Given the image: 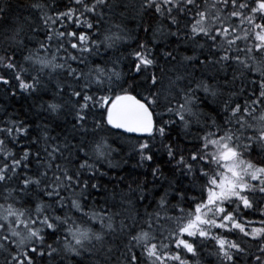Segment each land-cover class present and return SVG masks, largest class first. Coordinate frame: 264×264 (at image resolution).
Returning a JSON list of instances; mask_svg holds the SVG:
<instances>
[{
    "label": "snow or ice",
    "instance_id": "snow-or-ice-1",
    "mask_svg": "<svg viewBox=\"0 0 264 264\" xmlns=\"http://www.w3.org/2000/svg\"><path fill=\"white\" fill-rule=\"evenodd\" d=\"M6 7L0 0L5 21ZM22 7L29 16L2 34L0 85L13 96L17 88L31 94L46 89L45 76H62L47 110L70 111L73 135L52 136L44 125L33 136L24 120L0 121L5 264H40L61 253L60 264L85 254L98 256L91 264H189L186 255L197 256L205 242L219 264H264V0H139L137 29L159 32L152 21L160 17L177 45L161 51L137 42L123 66L107 53L135 37L113 22V0ZM24 25L43 32L34 49L32 37L22 38ZM181 44L193 54L178 59ZM125 144L153 179L128 184L118 202L113 189V203L105 195L101 204L94 193L106 194V186L93 181Z\"/></svg>",
    "mask_w": 264,
    "mask_h": 264
},
{
    "label": "trees",
    "instance_id": "trees-1",
    "mask_svg": "<svg viewBox=\"0 0 264 264\" xmlns=\"http://www.w3.org/2000/svg\"><path fill=\"white\" fill-rule=\"evenodd\" d=\"M31 0H6V11L3 15L7 16V20L0 19V48H3L4 42L2 34L12 29L16 26L17 22H22L25 17L29 16V11L22 7V5H27L30 3ZM51 2V0H50ZM113 3L116 5L114 9V21L116 23L123 22L124 25L129 29L132 30L131 34L135 39H130L126 45H121L118 51L109 50L107 55L112 56L115 58L116 56L122 57V66L127 65L131 62V53L137 47V42H146L149 47H155L156 45L159 46V50L167 51L176 48L177 40L175 37L167 35L169 30L168 21L162 20L160 17L153 18V25L154 27L159 26V32L149 31L147 33L143 32L142 30L137 29V22H138V8H139V0H113ZM123 13V16L120 14ZM35 14L33 13V16ZM25 32L22 34V38L26 39L28 37H32L31 43L28 44L29 48H35L36 42L38 40L44 39L43 32L38 34H34L28 30L27 25H24ZM71 30V29H70ZM175 31L174 28L171 29ZM155 42V43H154ZM188 49L185 51V49ZM104 50L101 49V53ZM183 53L184 55H192L190 45L181 44L177 58H180V54ZM2 54V53H0ZM23 54H27L26 50ZM61 56L64 55L63 52L60 53ZM199 55V53H197ZM201 59L203 57H200ZM17 59L22 61V56L20 53H17ZM161 64H164V60L161 58ZM75 66V64L73 65ZM167 67H171L168 65ZM177 69L182 74L184 72V68L180 65H177ZM197 75L200 74V70H197ZM207 74L209 75H217L215 69H207ZM230 75V73H229ZM224 73L220 72L217 76V79L220 82H223ZM58 79H62V76L59 74H53L52 78L49 80L47 76L44 78V84L46 85V89L42 91H38L35 93H26L21 92L18 88L16 89V95H11V90L6 88L3 85H0V121H4L9 117L12 119L24 120L27 124L31 127V134L33 136H38L40 134L41 128L44 125H47L50 130V135L57 136L60 135L63 138L64 135H68L69 138L73 135L71 131V123L73 122V116L70 111L65 109L59 113V115L52 114L47 110V104L53 102V96L56 90V82ZM210 83H214L215 81H209ZM15 83V82H14ZM55 102H62L59 97L56 98ZM167 118V117H165ZM195 131V129H193ZM128 135V134H127ZM173 137H175L176 133H172ZM133 141L135 140V136L128 135ZM23 142V141H22ZM167 142V141H165ZM122 141L117 138V143L113 145V147L119 148ZM157 146H159V138H157ZM184 147L190 148L191 145H182ZM132 149L128 144H125L123 150L118 154L114 153L111 159V167L107 162H101L100 171L104 172L105 175L100 177L98 174V180L93 182H99L100 184L106 186L107 193H101L94 195L97 196V199L100 200L101 204H103V198L105 195L108 198V203L111 205L112 201V192L115 189L117 196L116 201L118 202L120 199V193L128 192L127 185L131 184L133 188H136V182H143L145 179L151 181L153 178L151 177L147 166L145 167H137L138 163V156L135 154H131ZM167 157L161 155L158 159V163H163ZM164 174L167 178L171 179V173L169 171L168 166H164ZM121 177H123V181H121ZM185 184L188 181H184ZM151 188V185H149ZM189 195H198V192H190ZM133 200L136 197H132ZM151 199V197H149ZM136 209L143 212V207L141 205H136ZM134 209V210H136ZM151 211V209H149ZM247 219L250 220H259L260 217L258 215H253L249 213L247 215ZM254 226L259 227V224ZM229 239L233 238L232 236L228 237ZM51 242V238L49 239ZM214 252L215 249L210 243L205 242V246L203 249L198 247V255L193 257L191 254L186 255V259H188L189 264H219V261L216 257L209 256L208 252ZM63 254L61 253L60 256L55 257L51 261H48L47 258L44 261H41L40 264H60L61 257ZM98 258L97 255L89 256L85 254L83 257H77L76 260H83V264H91L92 261ZM6 253L0 252V264H5ZM76 260H73V264H76ZM65 264L67 261L65 260Z\"/></svg>",
    "mask_w": 264,
    "mask_h": 264
},
{
    "label": "water",
    "instance_id": "water-1",
    "mask_svg": "<svg viewBox=\"0 0 264 264\" xmlns=\"http://www.w3.org/2000/svg\"><path fill=\"white\" fill-rule=\"evenodd\" d=\"M129 135H133L134 136V134H129Z\"/></svg>",
    "mask_w": 264,
    "mask_h": 264
}]
</instances>
